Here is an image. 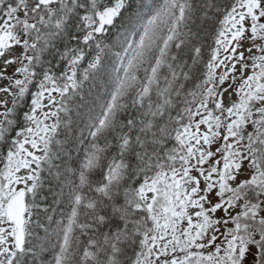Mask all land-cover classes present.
Instances as JSON below:
<instances>
[{
	"label": "snow or ice",
	"instance_id": "6c2138e0",
	"mask_svg": "<svg viewBox=\"0 0 264 264\" xmlns=\"http://www.w3.org/2000/svg\"><path fill=\"white\" fill-rule=\"evenodd\" d=\"M0 264H264V0H0Z\"/></svg>",
	"mask_w": 264,
	"mask_h": 264
}]
</instances>
